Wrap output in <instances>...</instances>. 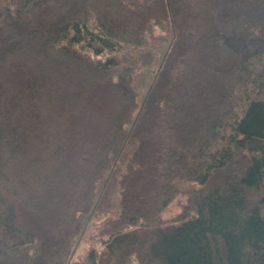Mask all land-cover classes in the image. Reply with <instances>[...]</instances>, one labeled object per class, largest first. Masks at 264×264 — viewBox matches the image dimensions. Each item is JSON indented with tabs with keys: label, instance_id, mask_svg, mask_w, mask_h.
<instances>
[{
	"label": "trees",
	"instance_id": "trees-1",
	"mask_svg": "<svg viewBox=\"0 0 264 264\" xmlns=\"http://www.w3.org/2000/svg\"><path fill=\"white\" fill-rule=\"evenodd\" d=\"M129 138L110 255L264 264V0H0V264H66Z\"/></svg>",
	"mask_w": 264,
	"mask_h": 264
},
{
	"label": "rangeland",
	"instance_id": "rangeland-1",
	"mask_svg": "<svg viewBox=\"0 0 264 264\" xmlns=\"http://www.w3.org/2000/svg\"><path fill=\"white\" fill-rule=\"evenodd\" d=\"M152 72L150 70L141 69L137 72L135 78V85L139 91L138 100L141 101L144 94L147 91L150 80L152 78ZM133 148V142L129 138L121 148V151L113 164L112 169L106 175V177L99 182L97 186V198L91 211L84 216L82 222V229L75 237L74 244L67 257L66 264H74L84 258L90 247L96 246L97 250H101L102 259L107 264H115L118 260L117 256L123 257L121 262L123 264H146L144 261V255L137 254V250L132 247L130 242L132 238H125L119 243L117 247L113 249V254L110 255L109 250L106 249L100 241V223L104 220L107 213L114 209L117 201V174L125 164L131 150ZM179 201H175L171 205L165 216H171L179 209L177 204ZM140 235L142 231L138 230ZM142 257V258H141Z\"/></svg>",
	"mask_w": 264,
	"mask_h": 264
}]
</instances>
